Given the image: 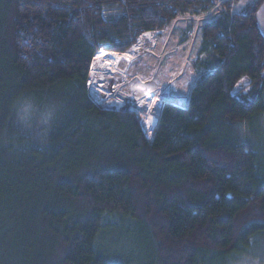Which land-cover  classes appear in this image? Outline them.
I'll return each instance as SVG.
<instances>
[{"label":"trees","instance_id":"1","mask_svg":"<svg viewBox=\"0 0 264 264\" xmlns=\"http://www.w3.org/2000/svg\"><path fill=\"white\" fill-rule=\"evenodd\" d=\"M234 4L0 0V264H119L100 240L128 219L150 249L136 264H227L264 246L263 0ZM187 15L208 17L205 71L150 141L135 112L90 98L91 66ZM29 104L50 107L44 132L20 117Z\"/></svg>","mask_w":264,"mask_h":264},{"label":"rangeland","instance_id":"2","mask_svg":"<svg viewBox=\"0 0 264 264\" xmlns=\"http://www.w3.org/2000/svg\"><path fill=\"white\" fill-rule=\"evenodd\" d=\"M235 11L239 14L243 9L239 7ZM202 18L208 17H201V20L192 15L180 17L166 30L144 35L133 49L122 54L124 57L121 62L101 70V76H98L100 80L95 81V62L104 57V53L110 52L97 56L89 76L90 98L93 97L90 93L93 89L102 101L92 100L100 108L135 112L148 139L152 141L166 103L186 105L192 88L205 71L201 63L207 61L208 55L203 52L205 44L200 28ZM237 92L242 100L251 97L248 80L241 81ZM158 100L163 101L159 111L155 108ZM49 108L46 105H24L20 117L27 120V124L35 123L39 133L44 132L50 121ZM148 117H152L151 121ZM115 222L118 226L108 229L100 240L99 249L104 256L119 264H136V257L142 261L143 257L146 259L150 249L142 240L143 230L140 226L130 219L122 224L119 220ZM227 264H264V246L255 248L253 254L246 253Z\"/></svg>","mask_w":264,"mask_h":264},{"label":"bare ground","instance_id":"3","mask_svg":"<svg viewBox=\"0 0 264 264\" xmlns=\"http://www.w3.org/2000/svg\"><path fill=\"white\" fill-rule=\"evenodd\" d=\"M124 55L118 53H104V57L100 58L97 62H95L93 73L97 77H93L95 81L100 80L98 78L99 72L105 68H109L112 65H117L119 62L122 61ZM98 78V79H97Z\"/></svg>","mask_w":264,"mask_h":264},{"label":"crops","instance_id":"4","mask_svg":"<svg viewBox=\"0 0 264 264\" xmlns=\"http://www.w3.org/2000/svg\"><path fill=\"white\" fill-rule=\"evenodd\" d=\"M253 2L254 0H235L234 11L240 7V9H243V12H245L248 9V7L253 4ZM258 22H259V28L264 36V0L258 12Z\"/></svg>","mask_w":264,"mask_h":264},{"label":"snow or ice","instance_id":"5","mask_svg":"<svg viewBox=\"0 0 264 264\" xmlns=\"http://www.w3.org/2000/svg\"><path fill=\"white\" fill-rule=\"evenodd\" d=\"M242 104H246V103H250V98H248L247 100H241L240 101ZM152 117H148V120L151 121Z\"/></svg>","mask_w":264,"mask_h":264}]
</instances>
